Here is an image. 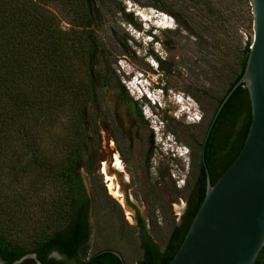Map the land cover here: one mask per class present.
<instances>
[{"label": "rangeland", "instance_id": "obj_1", "mask_svg": "<svg viewBox=\"0 0 264 264\" xmlns=\"http://www.w3.org/2000/svg\"><path fill=\"white\" fill-rule=\"evenodd\" d=\"M116 1L93 3L104 15L98 32L111 54L114 82L102 90L101 106L94 110L98 134L87 133L92 174L79 172L91 198L89 255L113 250L125 264H139L141 232L127 200L139 209L147 233L164 247L185 211L188 185L199 171L200 144L218 101L239 72L242 46L253 41V26L248 0ZM49 7L63 31L78 28L66 10ZM122 9L141 29L129 24ZM73 109L45 127L42 149L55 159L57 175L39 188L37 172L26 175L16 203L0 207V233L25 249L58 223L57 205L68 190L58 173L72 159L73 132L80 128ZM115 158L120 168L113 165ZM115 187L123 203L114 196Z\"/></svg>", "mask_w": 264, "mask_h": 264}, {"label": "trees", "instance_id": "obj_2", "mask_svg": "<svg viewBox=\"0 0 264 264\" xmlns=\"http://www.w3.org/2000/svg\"><path fill=\"white\" fill-rule=\"evenodd\" d=\"M93 3L94 0H0V207L16 203L17 189L23 188L26 175L37 172L40 179L36 183H41L38 188L46 184L43 182L48 177L57 175L55 159L42 149L48 132L45 127L57 121L69 107L74 108L80 124L73 132L76 139L72 159L58 173L68 190L64 202L57 205L60 215L55 229L40 236L31 249L14 244L0 233L1 264H125L113 250L88 253L91 198L79 171L85 169L92 174L93 153L87 133L98 134L94 110L101 106L102 90L114 82L111 54L98 32L103 30L104 15L98 13ZM51 5L70 13L78 28L63 31ZM122 12L129 24L141 29L133 14L124 9ZM170 15L185 30L192 31L177 15ZM251 45L252 40L242 46L239 72L218 101L207 126L200 144L198 175L194 184L188 185L186 209L164 247L147 233L145 219L129 203L136 210L141 232L143 256L139 264H169L179 251L206 195L204 141L218 108L244 74ZM137 112L143 119L142 111ZM251 122L248 91L241 85L219 113L205 146V162L213 185L238 157ZM255 264H264V248Z\"/></svg>", "mask_w": 264, "mask_h": 264}, {"label": "water", "instance_id": "obj_3", "mask_svg": "<svg viewBox=\"0 0 264 264\" xmlns=\"http://www.w3.org/2000/svg\"><path fill=\"white\" fill-rule=\"evenodd\" d=\"M250 4L253 41L246 68L218 108L204 141L206 195L169 264H255L264 248V0H250ZM241 85L251 103L249 133L236 160L213 185L205 146L219 113Z\"/></svg>", "mask_w": 264, "mask_h": 264}, {"label": "bare ground", "instance_id": "obj_4", "mask_svg": "<svg viewBox=\"0 0 264 264\" xmlns=\"http://www.w3.org/2000/svg\"><path fill=\"white\" fill-rule=\"evenodd\" d=\"M116 159V162H114L113 161V165H114V163H115V166L117 167V168H120V165H121V162H120V160L118 159V158H115ZM114 160V159H113ZM113 179V178H112ZM109 180H111L110 178H108V176H107V181H109ZM122 191V190H121ZM113 194H114V196L115 197H117L118 199H119V201L121 202V203H123L122 202V195H121V192L119 191V189H118V187H115L114 188V190H113ZM124 195V194H123ZM122 205V204H121ZM124 205V204H123Z\"/></svg>", "mask_w": 264, "mask_h": 264}, {"label": "flooded vegetation", "instance_id": "obj_5", "mask_svg": "<svg viewBox=\"0 0 264 264\" xmlns=\"http://www.w3.org/2000/svg\"><path fill=\"white\" fill-rule=\"evenodd\" d=\"M129 203H131L130 201H128L127 200V204H128V206L130 207V208H132L135 212H136V210L133 208V207H131L130 205H129ZM132 204V203H131ZM135 206V205H134ZM136 207V206H135ZM137 208V207H136ZM138 209V208H137ZM186 209V208H185ZM139 210V209H138ZM137 216V215H136ZM1 264V263H0Z\"/></svg>", "mask_w": 264, "mask_h": 264}]
</instances>
